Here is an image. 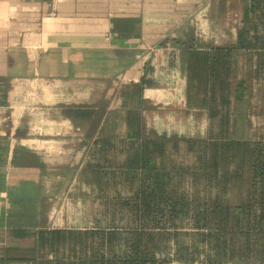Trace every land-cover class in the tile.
I'll return each mask as SVG.
<instances>
[{
	"label": "crops",
	"instance_id": "1",
	"mask_svg": "<svg viewBox=\"0 0 264 264\" xmlns=\"http://www.w3.org/2000/svg\"><path fill=\"white\" fill-rule=\"evenodd\" d=\"M221 1L228 4L0 0V233L36 237L57 229L53 212L66 188L60 193L59 182L53 188V181L76 178L54 176L50 165L80 164L77 179L86 170L94 175L90 164L98 161L102 134L116 138L117 131L128 132L132 105L126 103V94L132 86L142 87L139 111L146 131H169V119L173 129L194 130L197 116L207 123V131L209 55L228 44L218 41L208 21L205 37L198 39L196 18L203 6ZM237 2L243 6V26L247 6L250 21L261 19L264 0ZM258 33L251 32L254 37ZM233 52L236 83L244 87L239 103L249 104L258 94L261 110L253 116L263 121L259 128L264 139V43L237 46ZM245 66L251 69L247 75ZM102 86L109 97L102 94ZM242 111L236 115L239 131L252 123ZM92 190L95 194L94 184ZM6 254L0 252V264H31L6 261Z\"/></svg>",
	"mask_w": 264,
	"mask_h": 264
},
{
	"label": "trees",
	"instance_id": "2",
	"mask_svg": "<svg viewBox=\"0 0 264 264\" xmlns=\"http://www.w3.org/2000/svg\"><path fill=\"white\" fill-rule=\"evenodd\" d=\"M248 11L247 6L236 43L214 48L209 55L210 123L205 136L149 137L139 111L142 87L132 86L126 94V103L132 105L127 122L128 132L133 134L128 141L136 146L118 168L131 176L126 180L130 194L123 197L116 191L104 199L103 213L109 217L105 226L40 231L34 255L11 258L6 251L4 260L31 264H264V139L240 137L238 119L234 117L236 126L229 127L233 118L229 112L223 113L231 91V101L236 104L244 91L242 84H233L231 79L233 49L251 47L259 40L251 34ZM112 140L103 143L111 147ZM169 145L174 152L184 145L191 163L176 164ZM91 167L95 171L102 168ZM186 206L197 207L193 226L185 230L169 224ZM48 245L60 247L51 259L42 253ZM66 250L70 252L65 254Z\"/></svg>",
	"mask_w": 264,
	"mask_h": 264
},
{
	"label": "rangeland",
	"instance_id": "3",
	"mask_svg": "<svg viewBox=\"0 0 264 264\" xmlns=\"http://www.w3.org/2000/svg\"><path fill=\"white\" fill-rule=\"evenodd\" d=\"M263 6L264 4L262 5V9ZM242 16L243 6L241 2L238 3L237 0H228V4H224V2L222 3V1L215 2L214 5H211V7L210 4L208 6L207 23L209 28H212V31L214 32V35L215 37H217L219 42H222L223 44L233 45L236 43L238 34L244 27L240 20ZM260 16L261 19L256 20V23H251V28L254 32L257 30L259 31L256 37L259 39L258 43L262 44L264 43V12H260ZM253 24L255 25V27ZM203 37H205V35ZM197 38L202 40V38H199L198 36ZM220 39L222 41H220ZM244 70L246 71V75L248 74V71H251V69L246 66L244 67ZM263 71L264 69L261 71L260 75L263 74ZM236 73L237 71L235 64V68L233 67L231 78L232 80H235L233 84L236 83ZM233 91H231L232 94H230L231 99L233 98ZM108 92L109 90H107L106 88V91H104V86H102V94H104L106 97H109ZM105 96L102 97L105 98ZM112 98L113 97L111 96V100ZM231 99L229 104H225L223 110V113L229 112L231 118H233L229 124V127H234V125L236 126L234 117L236 118V115L242 113L243 108L246 116L250 115L252 123L249 121V124L246 122L243 127L241 126L244 130L241 131L239 136L244 139H256L260 137V135L263 133L262 130H260V125L262 126L263 121H259L256 116H253V114L259 113V111L261 110V104L258 94L255 99L252 98V100L249 101V104H236L233 100L231 101ZM106 101L108 100L106 99ZM112 102L113 104H115V101L112 100ZM117 106L119 107V104H117ZM149 118V129H152V116H150ZM201 118L202 117L197 116V124L194 130L183 129L182 131H179L175 128L173 129V120L169 119L168 121L171 124L169 131L165 130L168 128L158 127V132L152 129L146 131L145 133L148 134V136L151 138H157V135L166 136L168 138H192L205 136L207 123L204 126V122L201 121ZM253 123H255V127L252 126ZM118 124H120V122H118ZM120 126H123L122 123L119 125V128ZM183 126L185 127V125ZM115 134L116 138H109L108 136L104 137L102 134L99 148V162L96 161L94 165L90 164L91 166L100 165V167L102 168L101 170L96 169L97 171H95L96 173L94 175L86 170L84 172V177L82 175L81 179H77V176L80 173L79 171L83 169L80 164L63 163L50 165V167L53 168L52 173L54 174V176L60 174V177L69 176L68 178H70V176L73 175L76 178L75 180L74 178H72L70 181L66 180L67 178L65 180L55 179L53 181V188H56L59 182L60 193H62L66 188V192L63 195L59 196L57 201V203H59L57 204V207L53 212L52 221L54 223L53 226L57 228L56 230H62L59 228L66 229L68 227H77L76 230L79 231L80 228H82V230L83 228L88 229L86 227L88 225H90L91 228L93 226H96L97 224H99L100 226H105L109 221V217L108 214L107 216H104L103 213L104 199L112 196L116 191L123 197L127 196L128 193L130 194V189L126 184V180H129L131 176L128 174L129 172H125V170H120L118 168L126 163L129 156H131L133 147H135L136 145L134 144V146L132 147V144L130 143V141H128V138H130V135H132L133 133L119 130ZM234 135L236 136V134ZM110 139H113V144H111V147H107V144H104L103 140ZM168 148L169 153L173 152L170 154V156L171 159L176 162V164L189 162L191 163L192 156L186 154L184 145H181L179 152L172 151L171 145H169ZM164 161H166V159H164ZM139 174L140 172L137 174V176ZM93 184L95 186V194L92 190ZM135 187H137V185ZM97 192L100 193L99 199H96L98 198V194H96ZM94 198L95 201H93ZM196 208L193 206L181 207V212L176 215L175 219L173 221H170L169 224H175L179 229H190L196 221ZM0 241H3L5 243V245L3 244V246H0H5L4 251H9L10 253L17 256H32L34 255L33 253L36 251L37 247H39L37 238L31 235H13L8 233H0ZM59 249L60 247L48 245L42 253L44 254V256L52 257L54 253L59 252ZM4 251L2 250V248L0 249V252ZM68 252L70 251L66 250L64 253L68 254ZM82 252L83 250H80L79 247L78 253L80 254ZM170 264L182 263L171 261Z\"/></svg>",
	"mask_w": 264,
	"mask_h": 264
},
{
	"label": "built area",
	"instance_id": "4",
	"mask_svg": "<svg viewBox=\"0 0 264 264\" xmlns=\"http://www.w3.org/2000/svg\"><path fill=\"white\" fill-rule=\"evenodd\" d=\"M209 4H206L201 9L197 11V14L200 16L199 18H196V37L202 38L205 33V27L204 24L207 21V10H208Z\"/></svg>",
	"mask_w": 264,
	"mask_h": 264
}]
</instances>
